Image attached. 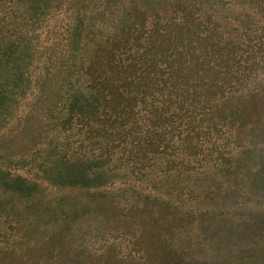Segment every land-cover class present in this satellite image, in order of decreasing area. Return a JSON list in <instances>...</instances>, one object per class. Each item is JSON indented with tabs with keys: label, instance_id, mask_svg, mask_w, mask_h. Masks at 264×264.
<instances>
[{
	"label": "rangeland",
	"instance_id": "374dc122",
	"mask_svg": "<svg viewBox=\"0 0 264 264\" xmlns=\"http://www.w3.org/2000/svg\"><path fill=\"white\" fill-rule=\"evenodd\" d=\"M183 1L233 26L261 21L242 0H0V215L12 213L0 222L12 231L0 264H264L254 100L245 113L227 100L217 115L231 163L191 158L190 170L169 172L158 157L144 177L101 160L96 131L68 112L92 96L91 61L123 36L144 42L131 20Z\"/></svg>",
	"mask_w": 264,
	"mask_h": 264
},
{
	"label": "trees",
	"instance_id": "16d2710c",
	"mask_svg": "<svg viewBox=\"0 0 264 264\" xmlns=\"http://www.w3.org/2000/svg\"><path fill=\"white\" fill-rule=\"evenodd\" d=\"M242 1L253 3L261 21L243 18L233 26L186 1L162 8L160 17L168 13L163 22L144 12L128 25L147 29L143 43L129 45L123 36L84 68L92 96L68 112L96 131L101 160L120 161L140 177L158 157L169 172L190 170L191 158L233 161L223 149L228 121L217 116L222 105L237 97V110L245 113L244 103L254 100L253 112L264 114V0ZM70 123L64 120V128ZM11 214L0 215V222ZM11 236L0 227V259Z\"/></svg>",
	"mask_w": 264,
	"mask_h": 264
}]
</instances>
